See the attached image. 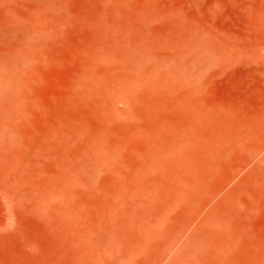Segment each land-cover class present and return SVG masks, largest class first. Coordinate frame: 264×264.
Segmentation results:
<instances>
[{
    "label": "rangeland",
    "instance_id": "rangeland-1",
    "mask_svg": "<svg viewBox=\"0 0 264 264\" xmlns=\"http://www.w3.org/2000/svg\"><path fill=\"white\" fill-rule=\"evenodd\" d=\"M38 1L0 0V64L14 66L15 47L30 38L17 126L31 155L19 171L14 153L0 157L17 160L7 168L0 159V264H112L105 254L93 261L98 244L87 247L105 204L95 185L194 179L198 154L199 193L192 206L180 203L170 237L183 242L211 215L223 228L208 233L203 264H264V0ZM122 46L119 55L146 49L176 76L152 89L130 87L131 66L102 59ZM96 146L107 161L93 160ZM63 163L85 177L75 186L74 220L26 196ZM162 248L154 244L138 262L154 264Z\"/></svg>",
    "mask_w": 264,
    "mask_h": 264
},
{
    "label": "bare ground",
    "instance_id": "bare-ground-1",
    "mask_svg": "<svg viewBox=\"0 0 264 264\" xmlns=\"http://www.w3.org/2000/svg\"><path fill=\"white\" fill-rule=\"evenodd\" d=\"M33 1L36 2L38 0ZM62 1L63 0H39L38 2H41L40 6H45V4H47L49 7L52 5L55 7L62 4ZM104 1L107 5L114 3L113 0ZM43 8L44 7H42V9ZM36 9L37 8H35V10ZM42 9L39 10L42 12ZM37 12L40 13L39 11ZM29 40L30 38L27 39V37H25V40L22 39L20 44L15 47L16 50L13 54L15 58L14 66L5 65V63L0 64V157L2 156L1 158H4L9 156V152L14 153V155L17 156L15 158H18V164L21 165L18 166L17 163H14L17 162L16 159V161L14 159V161H11L12 159H10L9 164L4 163V161H7L8 157L7 159L4 158L6 159H3L4 161L1 158L0 159L3 161L2 163L5 164V167L12 166L10 164L13 162L15 165L12 164L15 168L19 167L17 169L18 171L20 170V166L24 165L26 167L31 159L30 157H26L31 156L30 153L27 152L28 149L26 153L23 151V144L20 143L17 126V122L19 121L18 116L23 107V101L25 100H23V88L20 79L21 72H23L21 71V66L24 62L26 63L27 60ZM116 48L107 52L102 59L106 60L110 65L115 64L118 70L121 69L122 66L125 67L126 63H128L134 73L133 77L126 79V83L130 87H135L137 89L146 87L147 89H152L166 85V80H170L173 76H176V73L172 68L167 65L166 67L163 66L164 60L162 58L153 56V54L146 49H136L130 53L131 55H129V57H127L126 54L119 55L120 53L125 52L124 46L118 49ZM129 49H131V47H129L128 50ZM58 137H60V135ZM90 139L92 140L93 138ZM6 153L8 154L5 155ZM92 156L96 163L107 161V154L105 149L101 146H96V150L92 152ZM203 161L204 157L198 154L193 169L194 179L144 178L135 176L128 180H125L122 177H117L114 179V185L112 184L113 186L109 188L94 184L97 188H100L98 189L101 190L104 195L105 204L104 207L99 210L101 215L99 214V218L94 225L95 227L93 226L89 230L94 236L86 237L89 239V241L86 242H90L89 246L86 245L88 248L91 246L96 247V244H98L97 248L98 246L101 247H99L100 249L95 248L98 250L97 252L93 250L94 248L92 249L93 252H100V254H96V256L95 252L92 254L94 255L91 256L93 257V261L97 256L100 257L105 254L113 259L111 261L112 264H140L139 262L143 261V259L141 258V261L138 259L139 257H142V254H147L154 244L163 243V248L159 251V254H157L158 256H156L157 259L154 264H203L201 256H203V252L208 244L206 242L208 233H217L223 228V223L219 218H214L213 216L208 215L201 224L192 230L190 229L186 238L183 239V242H177L175 244V240L173 241V238L170 237L171 227L176 222L173 214L177 213L176 210L180 203H186L192 206L194 199L199 193V186L196 184L198 181V174L200 173L201 168L204 167L201 165ZM84 162H86V160ZM27 167H29V165ZM79 167H81V163L76 166V168ZM15 168L13 169L12 167L13 171L18 173ZM72 171L73 170L70 168L69 164L63 163L60 169L57 170L55 176L47 179V183L45 182L44 184H39L35 187L32 186V188L27 191L26 196L39 206L49 209L50 212L60 215L64 219L68 218L74 220L78 215L77 209L79 208L77 207L79 202H76L74 199L76 191L75 186L84 183L85 177L80 178ZM92 179L94 178H87L89 181L86 183L93 185L96 181ZM83 187L85 186L83 185L82 188ZM85 191L87 192V190ZM83 202L84 201H82V204ZM78 206L80 205L78 204ZM78 226L80 225L78 224ZM188 228L189 226L187 229ZM130 233L135 234L134 238H129ZM181 240L182 238L180 241ZM82 246H84V248L86 247L83 243ZM86 248L84 254H86L85 256L88 260L91 257H89V252H86L88 251V248ZM100 260H102V258L99 259V261Z\"/></svg>",
    "mask_w": 264,
    "mask_h": 264
}]
</instances>
